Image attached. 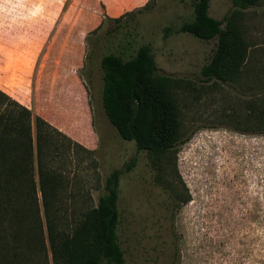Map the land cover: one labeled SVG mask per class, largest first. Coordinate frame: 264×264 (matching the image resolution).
I'll return each mask as SVG.
<instances>
[{
  "label": "rangeland",
  "instance_id": "rangeland-1",
  "mask_svg": "<svg viewBox=\"0 0 264 264\" xmlns=\"http://www.w3.org/2000/svg\"><path fill=\"white\" fill-rule=\"evenodd\" d=\"M69 1L0 0V89L84 147L71 146L67 169L74 191L87 193L90 205L103 193L105 175L136 158L121 176L117 233L124 264H264V133L256 132L264 127V72L234 86L201 81L214 41L163 32L189 20L192 0H151L120 22L106 21L88 46L84 37L106 14L87 23L77 4L60 18ZM231 8L232 0H211L209 13L221 19ZM242 22L259 68L264 0ZM113 28L116 39L104 36ZM125 28L137 43L150 44L159 73L173 78L165 98L188 140L153 156L161 182L149 153L121 139L101 104V59L106 48L125 42ZM172 192L183 200L175 211Z\"/></svg>",
  "mask_w": 264,
  "mask_h": 264
},
{
  "label": "trees",
  "instance_id": "trees-1",
  "mask_svg": "<svg viewBox=\"0 0 264 264\" xmlns=\"http://www.w3.org/2000/svg\"><path fill=\"white\" fill-rule=\"evenodd\" d=\"M150 2L125 15H105L102 23L84 37L85 45L106 21L120 22ZM261 3L232 0L231 10L220 19L209 14L211 0H192L189 20L177 28L165 26L164 36L184 32L214 41L211 56L200 70V80L234 86L248 74L264 72V65L253 66L252 44L242 22L244 12ZM127 30H122L125 42L106 48L102 56L101 104L121 139L133 141L138 151L149 153L156 171L154 180L161 182L153 156L172 151L188 140L182 138L177 113L165 98V88L173 78L159 73L150 44L137 43L132 31ZM117 31L108 29L104 36L116 39ZM78 76L81 78L79 72ZM82 83L90 94L88 85ZM95 129L99 135L96 123ZM256 132L264 133V127ZM72 145L84 148L0 89V264L125 263L117 233L121 224V176L136 164V158L124 169L115 168L105 175L104 191L90 205L87 193L74 191L67 169ZM171 195L175 211L183 200L176 192Z\"/></svg>",
  "mask_w": 264,
  "mask_h": 264
},
{
  "label": "crops",
  "instance_id": "crops-1",
  "mask_svg": "<svg viewBox=\"0 0 264 264\" xmlns=\"http://www.w3.org/2000/svg\"><path fill=\"white\" fill-rule=\"evenodd\" d=\"M149 1L150 0H70L69 3L65 5L60 18H64L66 15H70L71 11L78 4L81 7V9L84 12H86L85 16L87 17V20H86L87 23H90V22L93 23V20H97L96 19L97 17H99L100 19L103 14H106L110 17H118L123 14L125 15L126 12L143 7ZM74 47L75 46H73L72 48ZM205 63L206 61L204 62V64ZM80 84L83 86L85 90L86 99L84 100L87 102V105H88L87 89L85 85H83L82 83ZM89 118H90V124H91L92 118L90 117V110H89Z\"/></svg>",
  "mask_w": 264,
  "mask_h": 264
}]
</instances>
